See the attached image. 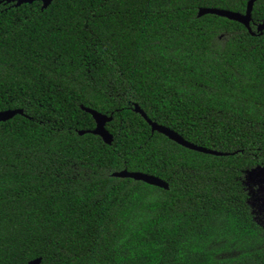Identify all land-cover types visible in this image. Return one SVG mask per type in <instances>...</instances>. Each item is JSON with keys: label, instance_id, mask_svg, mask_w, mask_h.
<instances>
[{"label": "trees", "instance_id": "trees-1", "mask_svg": "<svg viewBox=\"0 0 264 264\" xmlns=\"http://www.w3.org/2000/svg\"><path fill=\"white\" fill-rule=\"evenodd\" d=\"M248 1L0 4V111L24 110L0 123V264H264L243 182L264 167V0L255 35L199 16ZM85 108L113 117L111 144Z\"/></svg>", "mask_w": 264, "mask_h": 264}, {"label": "water", "instance_id": "water-1", "mask_svg": "<svg viewBox=\"0 0 264 264\" xmlns=\"http://www.w3.org/2000/svg\"><path fill=\"white\" fill-rule=\"evenodd\" d=\"M35 1H41L43 3V9H44V8H47L52 3L53 0H0V4H2L3 2H7V3H15L16 6H19L24 3H33ZM256 1L257 0L248 1L247 9L245 13L231 11L227 9L207 7V8L200 9L199 16H202L205 14H216L222 17L229 18L231 20L237 21L245 25L248 28L249 32L255 35L256 32L253 31L251 27V23L253 19L252 18L253 8H254V4ZM263 31H264V21H262L260 24L257 25V32L263 33ZM85 110L91 113L96 121V128L89 132H92L93 134L101 136L105 143L111 144L113 142L114 137L107 130L106 124L112 121L113 117L99 113L90 108H85ZM135 111L143 115V117L150 123V125L152 126L153 132L158 131L166 135L173 141L179 143L180 145H183L187 148H190L196 151L208 153V154H213V155H218V156L228 155V153H223L217 150L208 149V148L198 146V145H195L187 141L183 136H181L179 133L172 130L171 128L152 121L148 117V115L145 113V111L138 104L135 105ZM17 114H24V110L23 109H8L5 111H0V123L13 118ZM79 133L85 134L86 131H80ZM113 176L121 177V178H133L135 180L148 183L150 185L159 186V187L166 188V189L169 188V184L163 179L155 175H151V174L140 172V171H129L127 169H124L121 171L114 172ZM40 262H41V259H35L31 261V264H39Z\"/></svg>", "mask_w": 264, "mask_h": 264}, {"label": "rangeland", "instance_id": "rangeland-1", "mask_svg": "<svg viewBox=\"0 0 264 264\" xmlns=\"http://www.w3.org/2000/svg\"><path fill=\"white\" fill-rule=\"evenodd\" d=\"M256 221L264 227V167L247 170L243 177Z\"/></svg>", "mask_w": 264, "mask_h": 264}]
</instances>
